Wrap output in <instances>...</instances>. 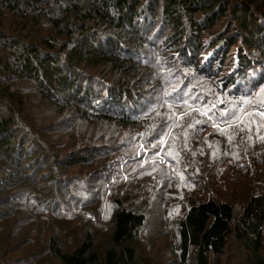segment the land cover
I'll return each instance as SVG.
<instances>
[{
	"label": "trees",
	"instance_id": "16d2710c",
	"mask_svg": "<svg viewBox=\"0 0 264 264\" xmlns=\"http://www.w3.org/2000/svg\"><path fill=\"white\" fill-rule=\"evenodd\" d=\"M262 88L264 0H0V264H264Z\"/></svg>",
	"mask_w": 264,
	"mask_h": 264
},
{
	"label": "rangeland",
	"instance_id": "374dc122",
	"mask_svg": "<svg viewBox=\"0 0 264 264\" xmlns=\"http://www.w3.org/2000/svg\"><path fill=\"white\" fill-rule=\"evenodd\" d=\"M159 156L161 157V153H159ZM164 163L167 164V161L164 160ZM115 196H116L115 194L109 195V196L105 199L104 205H110V204H112V201H113V199H114ZM80 224H81V226L83 227V226L85 225V222H83V220H82V223H80ZM34 227L36 228V226L34 225V226L31 228V230H32ZM51 231H52V228H51V227H50V228H45V230H44V237L46 238L47 236H49V234L51 233ZM71 233H72L71 231H65L64 233H62V234H63L64 242H65L64 244H66V241H67L68 237H71V236H70ZM36 236H39L37 228H36ZM71 241H72V240H69V241H67V242H71Z\"/></svg>",
	"mask_w": 264,
	"mask_h": 264
},
{
	"label": "snow or ice",
	"instance_id": "6c2138e0",
	"mask_svg": "<svg viewBox=\"0 0 264 264\" xmlns=\"http://www.w3.org/2000/svg\"><path fill=\"white\" fill-rule=\"evenodd\" d=\"M261 91H264V88H262Z\"/></svg>",
	"mask_w": 264,
	"mask_h": 264
}]
</instances>
